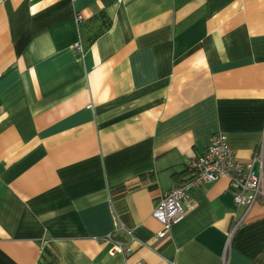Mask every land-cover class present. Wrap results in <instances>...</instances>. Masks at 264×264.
Wrapping results in <instances>:
<instances>
[{
    "label": "crops",
    "instance_id": "1",
    "mask_svg": "<svg viewBox=\"0 0 264 264\" xmlns=\"http://www.w3.org/2000/svg\"><path fill=\"white\" fill-rule=\"evenodd\" d=\"M99 12L86 44L76 15ZM214 133L264 150V0H0V264H264V205L227 240L226 178L155 239Z\"/></svg>",
    "mask_w": 264,
    "mask_h": 264
},
{
    "label": "built area",
    "instance_id": "2",
    "mask_svg": "<svg viewBox=\"0 0 264 264\" xmlns=\"http://www.w3.org/2000/svg\"><path fill=\"white\" fill-rule=\"evenodd\" d=\"M82 19L81 15H76L78 25ZM74 49L80 55L83 54L81 39L74 45ZM263 155L264 150L261 144L251 159L240 161L228 147L224 134L210 135L206 149L187 162L186 166L190 172L188 179L165 192L152 209L151 216L161 225L155 239L166 237L171 226L180 219L183 214L181 203L186 199L187 191L190 188L212 183L219 178H226L235 207L243 209L242 215L234 214L231 218L227 234L229 241L242 225L246 213L256 204L264 205L261 174ZM256 165L259 166L258 170L255 169ZM107 239L112 244L111 255L116 252L128 254V248L122 242L115 241L109 236ZM135 264L146 263L138 260ZM221 264H224V258H222Z\"/></svg>",
    "mask_w": 264,
    "mask_h": 264
},
{
    "label": "trees",
    "instance_id": "3",
    "mask_svg": "<svg viewBox=\"0 0 264 264\" xmlns=\"http://www.w3.org/2000/svg\"><path fill=\"white\" fill-rule=\"evenodd\" d=\"M111 25L109 17L104 12H99L98 14L89 18L87 22L82 19L79 23L80 38L86 44L93 43L102 33H104ZM185 172L190 174L187 166L185 167ZM178 175L174 174L173 177ZM189 177V176H188ZM182 184V183H178Z\"/></svg>",
    "mask_w": 264,
    "mask_h": 264
}]
</instances>
